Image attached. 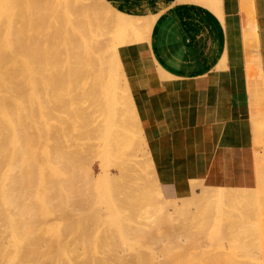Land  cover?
I'll list each match as a JSON object with an SVG mask.
<instances>
[{
  "label": "rangeland",
  "instance_id": "rangeland-1",
  "mask_svg": "<svg viewBox=\"0 0 264 264\" xmlns=\"http://www.w3.org/2000/svg\"><path fill=\"white\" fill-rule=\"evenodd\" d=\"M92 1H94L95 4H98L97 2H95V0H92ZM84 3L86 4V6L89 7V3L87 1H84ZM90 11L92 13V17L95 18V19H93L95 22V26H96V22H98L99 27L101 24H104V25L108 24L109 27L111 29H113L115 18L111 12H109L105 8L99 7L98 5H96V7L91 6ZM62 22H63V19H54L52 26H51L52 30L59 27ZM131 22H132V25L134 26V28L136 29L137 24L134 23L133 21H131ZM116 25H119L117 20H116ZM120 28H121V26H120ZM111 38H112V35L103 36L104 46L102 49V53L104 55V61L107 64L106 65L107 71L110 74V76L112 77L111 82H113L112 83L113 84L112 95H113V99L115 102L114 107L116 108V110L118 112L115 110L114 107H112V108L110 107L109 111H111V112L110 113L108 112L110 115H108V116L103 115L102 116L103 118L101 117L103 119L102 122L100 121L101 118H99L100 115L94 114L92 117L95 116L93 119H94L95 123H97L99 125V127H101V128H99L96 124V127L93 126V128L95 127L96 129L94 128V131L92 133V131H90L91 128H89V127H90V125L92 126V123H94V121H91L89 123V127H88L89 129H87L88 133L90 132L88 134V136L86 134V132H87L86 128L87 127L85 128V124H82V123H84V121L81 122L82 126L78 125L79 127L81 126L80 128L77 127L76 124L80 123L79 122L80 120H79L76 124H73V125L71 124L70 127H72V129H71L72 132H71V130L69 132V128H67L68 132H66V137H67L66 138V137H63V136H65V134L62 136L63 133L61 134L62 137H60V134L55 135L56 134L55 133L56 128L54 129L53 128L54 126L51 127L52 126L51 123H53V122L55 123V121H53V120H56L55 118H58V117H56L57 115L54 117V115L52 113L54 111L57 112V108H59V106L56 107L55 104L53 103L52 109H54V106L56 109L51 111L50 102L52 103L53 101H50L49 103H47L49 105L45 104V110L42 109L45 112L42 111L41 116H38L36 118L38 124L36 123V126L32 127L31 130H29V132H28L29 134H32L33 132L37 133V135L35 134L37 137L32 141L34 142L35 140H38L40 154H41V150L43 152L42 155L44 153H46V154H44L42 156L39 154V152H37L38 151V149H37L38 148V145H37L38 142H36V144L34 143L33 147H32V145L30 147H31V149L35 147L34 149L37 151L35 152V150H33L34 154L38 153L40 155V157L37 156V158H36V156H34L33 157L34 159L32 157H30V155L33 154L32 153L33 151L30 152L32 154H30L28 150L25 151L27 148L30 149V147L26 148L25 145H27L29 143L28 141L30 140L31 136L27 135V137H26L23 135L25 156L30 157L29 160L32 159L31 160L32 162L35 159H41V158H44V159H41V161L44 160L43 161L44 163H45V161L47 162L44 164L45 168L42 169L43 162H41L39 160L41 162V166H40V164H38V165L41 167V169L39 168V166L35 165L38 167V169H36V170H38L41 173H43L42 171H45V170L46 171H50V170L53 171L54 169H51V168H55V167L52 164V162L53 163L55 162V166H56V163L60 164V166L59 165H58V167L56 166L57 170H55V171H57V173L51 172V173H53L51 175V177H49L50 176L49 174H51V173L49 172V174H48L49 176H47L46 171L44 172V173H46L45 174L46 178H45V175L44 176L41 175V177H40L41 180H42V177L44 178L43 182L45 181V179H47L48 184L51 186L50 187L47 184L49 186V189H50V194H49L50 196L49 197H52L51 202H49L47 205L50 204L51 208L53 206V208H52L53 211L50 208H48V210H47L46 208L48 206L43 203V205H46V208H45L46 211H49V209H50V211H52V214L49 216L46 215L45 217L44 216H37L35 221H33V223H34L33 227L35 226V227H37V229H41V231L43 230V233L41 232L39 236H35L37 238L33 239V242L35 243V240H36L37 245L44 246L47 243L51 242V240H56L61 235L60 236L61 237V243L63 246H65L66 251H64L65 253L63 252L64 255H62V256H60L57 253L58 256H60V257H58V256L57 257L61 258V259L63 257L64 258L67 257L69 259V256H70L74 260L72 263H74L75 260H77L76 261L77 264L83 263L82 261H86L85 258H87V257H85L84 254L87 253L86 255L88 256V252L93 251L94 247H95L94 251H96V253L92 252V254H91V252H89V256H88L91 260L92 259L93 260H99V258H105L106 260L116 262V260L118 259V260H122V261L126 260L128 263H125V264H134L133 262H131V260L133 261V259H134L133 258L134 255L133 256L131 255V254H135L134 248L140 252V255L137 254V255H135V257L137 256L139 259H141L143 261V264H176V263H178V264H249L248 261H250V260H251V262H255L254 260L256 259V253L254 251H256L255 250L256 247H254V245H255L254 243L257 240L256 239L257 234L259 233L258 229L264 228V152H261L260 154L257 151L255 152L253 166H252L251 171H250L252 180H250L244 188H241V189L240 188H238V189L215 188V187L204 186V185H202V183L195 181V182L191 183L190 193L186 197L179 198V199H168V200H164L165 202H163L161 200V198L159 197V195L157 194V192H159L157 190L160 188L156 187V185L154 183V179L152 178V177L155 178L156 174H155L153 163H152V158H153L152 152L151 151L149 152L148 140H146L147 139V134H146L147 120L142 119L140 117V113L138 111L136 101H135L136 99L134 98V95L131 91L132 90V88L130 87L131 77L128 73H123L124 77L126 79V85H127L128 89L126 91L124 87L122 88L123 83H122L121 79L117 76V72H116L117 69H116L115 62H114L113 50L110 48V42L115 43L114 39L111 40ZM139 60H140V63H142V65H143L142 69H144V71L142 70V72L139 73V76L141 78H143L145 80H147V79L148 80H167L168 79V77H166L160 70H158L157 67L154 66V64L151 63V61L149 60V57L147 56V53L145 50L141 52V55H139ZM246 63L247 64L254 63L252 57L249 58L248 61H246ZM247 64H245V65H247ZM219 68H221V67H219ZM147 72H149V73H147ZM253 80H254L253 78L248 79L250 85L256 82ZM20 85H22V84H20ZM23 86H24V84H23ZM116 90H117L118 94H117ZM27 91H30V90H27ZM259 92H260V90L256 89L255 91L253 90L252 94H251V97L253 100L252 105H253L254 110H256V115L258 113L257 109L262 108V104H259V100L256 99L258 97ZM28 93H30V92H28ZM114 93H116V96L114 95ZM53 94L51 93L50 95L52 97L53 96L56 97V95H55L56 92ZM27 95L29 96V94H27ZM27 95H26V97H27ZM259 96H260V94H259ZM26 97L24 98L25 101H24V99L22 100V101H24V103L25 102L27 103L28 99L26 100ZM52 97L51 98L49 97V99L51 100ZM54 97H53V99L55 100ZM116 98H117V101L119 100L120 103L116 102V100H115ZM43 102H45V101H43ZM43 102L41 101V103H43ZM126 103H127V105H126ZM46 105L49 106L50 108H48ZM26 106H24L25 110H26ZM121 106H123L125 108L127 107L128 109L131 106V108L129 109L131 111V113H130V111H128L129 114H128V112L125 113V111H127V108L124 111L123 107H121ZM47 109H49V111L46 112ZM61 110L62 109H60V108L58 109V112H57L58 115H59V112L61 113L60 115H62L63 111L61 112ZM112 111H115V114L118 113V115L120 113L122 115L125 114L124 116H122L121 114H120L121 116L119 115L120 119L125 118L124 120L122 119L125 122V127H124L125 128L124 129L125 134H122L123 132L122 133L121 132H115L114 133L113 131H111V129L109 131V129H107V128L102 129V128H105L110 123L108 120H110V117L114 113ZM43 113L44 114L48 113L49 117L47 119L50 118L51 122H49V120L46 119L47 116L42 115ZM51 115L54 118V119L52 118L53 120H51ZM126 115H128V116H126ZM106 117H107V119H106ZM104 118L107 121V122L105 121L107 124L104 122ZM128 118L131 120L129 121ZM40 119H42V121L44 119H45L44 121H48V124L46 122V125H48L49 127L46 126L44 124V122H42L43 126L44 125L46 126V127L45 126L43 127ZM126 119L128 121H126ZM261 119H263V118H261ZM142 122L143 123L145 122L143 124L144 128H143V125L141 124ZM100 124H101V126H100ZM104 124H105V127H104ZM126 124H127V126H126ZM93 125H95V124H93ZM102 125H103V127H102ZM261 125L262 124H260V126H259V124L258 125L255 124V127L257 130L256 131L257 133L255 135V140H254L255 148H259V146L262 147L264 134L261 133L259 130L261 128ZM38 126H39V129L40 128L41 129L42 128H45V129L51 128L49 130L53 131V129H54L55 132H53V134H51L48 129H47V131L45 129H44V131L40 129L42 131V133L47 132L45 135L46 137L51 134L50 137L45 138V137H43L44 134L39 132L40 130L37 132ZM74 126H76V127L73 128ZM77 128L81 132L84 130L83 134H82L83 137H82L81 133H79L80 131L77 130ZM82 128H84V129H82ZM97 129H99L100 132L103 134H105V132H108V133H106L108 135L110 134V132H113L112 136L114 134L120 133V135H122L121 137L123 139L120 138L119 137L120 135H119L118 136V138H120L119 141L120 140L122 142H123V140L125 141V143L119 142L120 143L119 144L118 142L115 141L117 139L116 135L113 136V139H115L113 142H112L113 139L111 140L109 138L110 135H109V137L107 136V139H106V135H104V138L102 136L101 139L103 141H99V142H101L100 146L103 143L102 144L103 147L100 148L98 146L100 148V151L102 149L101 153L99 151L98 156H99V154H100V156H103V154H104V156L102 157V159L105 158L104 162L100 159L101 158L100 156H99L100 158H98V156L95 157L97 154H96V152L94 153V147L99 143L97 139L100 140V138H98V137L101 136V134H99V136H98V133H96ZM73 131H74L75 135L73 134ZM75 131H78L77 133L79 134V136L76 135L77 133ZM125 131H127V132H125ZM137 131H138V133H136ZM39 133L41 135H39ZM93 134L97 135V139H96V137H94L95 135L92 137ZM136 134H138V135H136ZM89 135H91L92 138ZM51 136L54 137L53 138L54 140L55 139L57 140V138H58L59 142L56 140L51 141V139H52ZM55 136H56V138H55ZM68 136H70L71 139L68 138ZM74 137L75 138L77 137L74 141H77V139L79 138L78 139L79 141H81V139H82V142L87 143V144L86 145L82 144V143L80 144L79 141L76 142L77 144L73 143ZM80 137H82V138H80ZM137 137H140V138H137ZM25 138H26V141H24ZM31 138L33 139L34 136H32ZM48 138L50 140H48ZM85 138L87 139L86 140L87 142H85V140H84ZM89 138H90V140H89ZM39 139H42L43 141H45L44 139H47L48 142L46 140V145H44L45 143L43 141L41 142V140L39 141ZM64 139H65V141H67L66 144L68 146L69 145L71 147H73L75 145L76 146L74 148H72V150H70L71 147L68 150V147L65 146L67 148V149H65V147H64L65 141H62ZM69 139L72 140L73 141L72 143L75 145L70 143ZM91 139L96 144L95 146H93L91 144V143H93V141ZM133 139H135V140H133ZM138 140L140 143H138ZM32 141L30 144H32ZM107 141L108 142L111 141V143L109 142V145L110 146L112 145L111 147L107 144L108 143ZM117 141H118V139H117ZM134 141H137V142H134ZM54 142L56 143L54 145H55V149H57V152H54V149H53L54 145L52 143H54ZM62 142H63L62 146L64 147V149L68 153L65 152L64 150H60L62 147L58 146L57 143H59V145H61ZM104 142L107 145H105ZM115 143H118V144H115ZM47 144H49V145H47ZM131 144H132V147H130ZM133 144L136 145V148H133V146L135 147V145H133ZM36 146H37V148H36ZM41 146L43 148L46 147V149H43ZM49 146H51L50 151H49V149H47ZM104 146H105V148H104ZM115 146H117L116 148L121 147L122 149L125 148L126 146H128V147L123 149L126 151L125 152L119 148H118L119 150H114V149H116ZM96 147H95V149H97V152H98L99 148H96ZM109 147L110 148L114 147L112 150L113 151L112 153L110 152L111 149H109ZM75 148H77V151ZM86 148L87 149L90 148L91 150L89 149V151H88V150H86ZM107 148H108V150H107ZM128 148H130L131 150ZM31 149H30V151H31ZM73 149H75V150H73ZM79 149L80 150L82 149V150L79 151ZM133 149H135V150H133ZM84 150L86 152L85 153L83 152V153L85 155L87 154L88 157L85 156L83 153H81L83 155V158H82V156L79 154H80V152H82ZM92 150H93V153H92ZM120 150H121V152H119ZM62 151H64L65 153H63ZM107 151H109V153ZM116 151H118V153ZM131 151H135L136 153L131 152ZM27 152L29 153V156H28ZM105 152H107V153H105ZM122 152L125 153L126 155L123 154ZM127 152H128V154H127ZM138 152H140V153H138ZM70 153H73L75 155V157H74L75 159L73 158L74 155H70ZM38 154H36V155H38ZM90 154H91V157L94 156L93 154H96L94 156L95 159L97 158L101 161H99V160L96 161L95 159L89 158ZM105 154H106V156L108 155V158L105 157ZM109 154H110V156L113 154L112 157L114 159L112 157H110ZM116 154H119V155L116 156ZM139 154H141V155H139ZM47 155H49V159H52V160L54 159V160L53 161L49 160L51 162H48L45 158V157H48ZM66 155H67V157L70 155V157L73 158V160H71V163L67 162L68 158H66ZM134 155H135V157H134ZM77 156H79V160H78V158H76ZM115 156H116V158L119 156L118 160L115 159ZM70 157H69V161H70V159H72ZM121 157L123 158V160ZM128 157H131L130 162L128 161L129 160ZM119 158L121 160H119ZM85 159H86V161L84 162ZM90 159H92V160H90ZM108 159L111 162L107 161ZM126 159H128L127 162L130 163L129 164L130 169H132L130 172L128 171L129 165L126 162ZM61 160H64L67 164H65L64 161L61 162ZM80 160H82V161H80ZM89 160L91 162H93L95 160V162H93V164H91V163H89L90 162ZM35 161H37V160H35ZM87 161H88V163H87ZM112 161L113 162H119V163L115 164ZM32 162H30V163L32 164ZM76 162H77V164H76ZM98 162H101L100 165ZM121 162L126 164V166L128 165L127 168L124 167L125 165L123 166V163H121ZM49 163H51L52 166H50ZM81 163H82V165H81ZM106 163H107V165H106ZM35 164H37V162H35ZM48 164H49V166H46ZM75 164H76V166L80 165L82 167V169H84V168L85 169L81 170L80 166L78 168L76 167V169L81 170L80 172L78 171V173H77V170L75 172V169H71L74 167ZM83 164H85V165L83 166ZM87 164L91 165V166H88ZM113 164L114 165L119 164V165H117L118 166L117 168L120 171ZM102 165H104V168ZM121 165L123 167H121ZM131 166H133V167H131ZM145 166H147V167H145ZM61 167L63 169H61ZM30 168H32V167H30ZM49 168H50V170H49ZM114 168L117 169V173H116V170ZM69 169H71V170H69ZM97 169L99 170V172L101 171L99 173L100 175L98 174ZM133 169H135V170L133 171ZM40 170H42V171H40ZM63 171L66 172L65 175H63V173H64ZM70 171L71 172L74 171V172L71 173ZM148 171H150V172H148ZM83 172H85V174ZM86 172L87 173L89 172L88 175H86ZM91 172H93V174ZM118 172H120V174H119L120 176H118ZM124 172H127V173L125 174ZM128 172L131 174H133L135 172H137V173L133 174L134 175L133 176L131 174L128 175ZM41 173H39V174H41ZM54 173H56V174H54ZM142 173L144 175L147 174L145 176V178H144V175H142ZM148 173H151V174L149 175ZM76 174H77V176H75ZM89 174H91V175H89ZM70 175L72 177H70ZM102 175H107L105 177H107L108 179L104 178V176L100 177ZM115 175H117V176H115ZM52 176L55 179L51 180ZM74 176L78 177V178L80 176H85V177L79 178L80 180L78 182V185H79L80 189L77 186V182H76V180L78 181V178L75 180ZM69 177L72 178V179H70V182L68 179ZM90 177H93L94 179H92ZM116 177H119V178H116ZM129 177H130V179H129ZM149 178L151 179V181ZM88 179H90L89 183L87 182ZM133 179L137 180V181H139V179H140L139 182L141 184H137L139 182L133 181ZM59 180H62L61 181L62 185L60 184ZM74 180H75V184H73ZM84 180H86V181H84ZM91 180H93L92 182H94V181L97 182V180H98V183H95V182L93 183L96 187L93 186ZM124 180H126V181H124ZM50 181H52V182H50ZM143 181H144V183H143ZM63 182H65V184ZM83 182H85L87 185H84L85 183H83ZM120 182H122L123 185ZM132 182L136 183V184L134 185ZM45 183L46 182H44V184ZM52 183H54L55 186H52ZM66 183H68V184H66ZM126 183L128 185H129V183L132 185H130V186L127 185L128 187H126ZM63 184L65 186H68L65 189L66 191L64 190L65 186ZM72 184H73V187H72ZM75 185H76V188L74 187ZM137 185L139 187H137ZM85 186H87L89 190L86 189ZM123 186H125V187H123ZM133 186L135 188H133V190H132L131 187H133ZM60 187L61 188L64 187V188L61 190ZM42 188H43V186H42ZM68 188H70V190L72 192H74V194H72V193L70 194V190L69 191L67 190ZM127 188H129V189H127ZM138 188H139L140 192L142 190V192H143V194L141 193L142 196L140 195ZM59 189L61 192L63 190L64 191L62 193L58 192ZM110 189H112V190H110ZM116 189H118V190L115 192ZM124 189H126V190H124ZM146 189H147L148 194H146V192H145ZM149 189H152V190H150V192H148ZM75 190H77V191L75 192ZM78 190H80V192H78ZM129 190H130V192H129ZM54 191H56V196H54L55 195ZM66 192H69L68 196L66 195V197L69 199V202L66 198H64L65 194H67ZM107 192H109V193H107ZM121 192H122V194H121ZM133 192H134V194L138 195V197L135 195H132ZM137 192H139V194ZM53 193H54V195H53ZM94 193H97V194H95L96 196L101 195L102 197H98V196L96 197L94 195ZM119 193H120V195H119ZM61 194L62 195L64 194V197H62ZM69 194L72 197H70ZM106 194H108V195H106ZM93 195L96 198H94ZM127 195H130V197L132 199L130 198V200H127L128 199ZM145 195L146 196L148 195L149 197L147 196L148 200L147 201L144 200V202H143L141 199H144L143 197ZM110 196H112L111 199L113 201L117 200V203L111 202ZM118 196L120 198H118ZM132 196H134V197H132ZM146 196H145V199H147ZM53 197H54V199L56 197L58 198V200H56L57 198L55 199L57 202L54 201ZM107 197H108V199H107ZM136 197H137V199H136ZM98 198H99V200H98L99 202L96 204V208L99 210H95L96 208L94 205L96 203V199H98ZM103 198H104V200H103ZM64 199L67 200V203H65L66 201ZM135 199H136V204H134L135 202H133L132 204L128 203L130 201L131 202L135 201ZM100 200L103 203L104 202L105 203L100 204V202H101ZM170 200H172V201H170ZM118 202H119V206H118ZM171 202H172V206H170ZM113 203L114 204L116 203V205H117L116 208L119 207V210H117L115 208V205ZM120 203H121V205H120ZM111 204H113V205H111ZM141 204H142V206H141ZM38 205H39V208L37 209L38 211L46 212L45 209H43V210L40 209L43 206L42 204H38ZM130 205H131V207H130ZM143 205H145V206L148 205V207L147 206L144 207ZM173 205H174V207H176V209H171V207H173ZM111 206H113V207H111ZM123 207H127V209L123 208ZM142 207H143V209L146 208V210H149V212L146 210H141ZM120 208H122V209H120ZM124 209H126V210H124ZM131 209L135 210V211L136 210L140 211V212L137 211L139 214L141 213L140 218H139L137 212L135 215L134 214L135 211L132 212ZM142 211L145 212V214ZM147 212H148V214H147ZM134 215H135V217H133ZM128 216H130V218L135 219L136 221L132 220V222H130V220H129L130 218ZM136 216L138 217V219ZM82 219H84V220L81 222ZM95 221H97V222L99 221L100 224L96 223ZM106 221H108V222H106ZM134 221H135V223H133ZM83 222H86V223L82 224ZM76 227H77V229H76ZM121 227H123L124 229ZM129 227H130V229H129L130 231L126 229ZM160 227H162L161 230L159 229ZM78 228H81V230ZM132 228L134 230H132ZM75 229L77 230V233H76ZM72 230L75 231V233L74 232L72 233ZM82 230L84 232L86 231L85 232L86 234H82V233H84ZM122 230H124L123 234L121 233V232H123ZM57 231H59L61 233V234L59 233V236L58 235L56 236V233L58 234ZM115 231H117V233H115ZM91 233H92V235H91ZM125 233H128V234H126V235H128L127 237L124 236ZM115 235H117L118 238ZM53 237H54V239H53ZM9 239H11V238L9 237ZM9 239H8V241H10ZM82 241H84V242H82ZM134 242H136V243H134ZM133 243H134V245H133ZM129 245H131V247ZM66 246H68L67 248L70 250L69 252H67ZM90 247H92V248H90ZM85 251H88V252H85ZM253 252L255 253L254 255H252ZM66 253H68V255L70 253V255L67 256ZM93 254H94L95 259L93 258ZM90 255H92V256L90 257ZM53 256L56 257V255H53ZM108 256H109V258H108ZM89 258H88V261H90ZM72 259H71V261H72ZM129 259H131V260L129 261ZM88 261H86V262H88ZM176 261H178V262H176Z\"/></svg>",
  "mask_w": 264,
  "mask_h": 264
},
{
  "label": "crops",
  "instance_id": "crops-1",
  "mask_svg": "<svg viewBox=\"0 0 264 264\" xmlns=\"http://www.w3.org/2000/svg\"><path fill=\"white\" fill-rule=\"evenodd\" d=\"M86 1L90 14L84 19H93L90 8L98 5L115 19L137 24L130 32L108 24L97 28L92 20L85 25L101 51L103 36L114 39L110 48L130 75L140 117L147 120L148 148L163 196L186 197L195 181L244 188L252 180L255 152H264V137L262 147L254 145L255 124H262L264 134V120L253 108L245 67L251 57L259 65L264 117V0H247L256 40L246 45L244 0ZM144 50L167 80L139 76Z\"/></svg>",
  "mask_w": 264,
  "mask_h": 264
},
{
  "label": "bare ground",
  "instance_id": "bare-ground-1",
  "mask_svg": "<svg viewBox=\"0 0 264 264\" xmlns=\"http://www.w3.org/2000/svg\"><path fill=\"white\" fill-rule=\"evenodd\" d=\"M84 1H86V0H0V264H75V263L77 264V262H76L77 260H75V262L72 263L74 260L69 256L70 253H69V255H68V253H66V255L69 256V259L67 257L66 258L63 257L62 259L58 258V257L64 255L63 252L66 251L65 246H63L61 243V237H60L61 235L59 236V233H60L59 231H57L58 234L56 233V236L58 235L59 236L58 238L60 240L56 237L57 238V239L55 238L56 240H51V242L47 243L44 246L37 245L36 240H35L36 244L33 242V239L37 238L35 236H39L41 232L43 233V230L41 231V229H37V227H35V226L33 227V225H34L33 221H35L37 216H44V217L46 215L49 216L52 214V211H53L52 210L53 206L51 208L50 204L47 205L52 200V197H49L50 196L49 195L50 194V189H49L50 185L48 184L47 179H45L44 182H46V183L44 184V182H43L44 178L42 177V180H41L40 177H41V175L44 176L46 173H47L46 174L47 176L50 175L49 177H51V175L53 174L51 172L57 173V171H55V170H57V167H58V165L60 166V164L56 163V166H57L56 167L55 162L54 163L52 162V164L54 165V167L56 169L51 168V169H54L53 171H51L49 168L50 171L45 170L46 173H44L45 171L40 170L44 174L39 172L38 170H36V169H38V167H37V166H39L38 164H40V166H41V162L44 161V160L41 161V159H44V158L35 159L37 161L34 160L33 162L31 161L32 159L31 160H29V159H30V157L33 158L34 156H36V158H37V156L40 157V155H42L43 152H42V150H41V154L39 152L38 140H35L34 142L32 141L37 137L36 136L37 133L31 132L32 134H29L28 132H29V130H31L32 127L36 126V123L38 124L36 118L38 116H41L42 111L45 110V104L49 103L50 101H53L52 103L50 102L51 111L56 109L55 106L56 107L59 106V108L62 109L61 112L63 111L62 115H60L61 114L60 112L58 115L57 112H58L59 108H57V112L54 111L52 113L54 115V117L57 115L56 117H58V118H55L56 120H53L54 118L51 115V120L55 121V123L54 122L51 123L52 124L51 127L54 126L53 128L54 129L56 128L55 129L56 132L54 131V129H53V131L49 130L51 128H49V129L48 128H46V129L40 128V129L43 131H44V129L46 131L48 129L51 134H53V132H55L56 133L55 135L60 134V137H62L64 134H65V136H63V137H66V132H68L67 128H69V132H70V130L72 129V127H70L71 124L72 125L76 124L79 120H80L79 121L80 123L76 124L78 128H80L82 126L81 122L84 121V123H82V124H85V128L87 127L86 131H87V129L91 128L90 131H92V133H93L94 128L96 127L97 123H95V121L93 119L95 116L94 117H92V116L94 114H99L100 115L99 118H101L103 115L108 116V115H110L109 113L111 112V111H109L110 107L112 108L115 105L113 95H112V87H113V84H112L113 82H111L112 77L110 76V74L107 71V66H106L107 64L104 61V55H103L101 49L99 48L97 41L94 39L93 35L89 34L87 29H86L87 26L85 24H86L87 20L89 22H90V20H92L93 22H90V24L92 26H95V22L93 20L95 18L84 19V18L88 17L87 15L90 14L89 8H88V6H86ZM242 11L246 16V19H242V25H241L242 31H243V34H242L243 41H244L245 45H246L245 41L247 42V40H248V42H252V44H253V42L256 40V35H255L254 22L252 19L251 8H250V5L248 4L247 0H244V2L242 3ZM54 19H63V22L60 24L59 27L52 30L51 26H52ZM116 20H117L119 25H116ZM98 25H99V23L96 22L97 28L99 27ZM120 26H121V28H120ZM113 30H115V31L119 30L121 32L122 31H124V32L129 31L130 32V31L135 30V28L132 25V22L130 20L115 19ZM249 48H250V46H249ZM113 54H114L115 66L117 69L116 70L117 76L121 79V81L123 83L122 88L124 87L125 90L127 91L128 88L126 85V79L124 77L120 63L118 61L116 51H113ZM245 67H246L247 79L253 78L254 79L253 81H256L255 83L251 84V90L252 91L253 90L255 91L256 89L260 90V68H259V65L257 64V66L255 67L254 63H252V64L245 65ZM124 70H125V68H124ZM147 73H149V72H147ZM20 84H22V85H20ZM23 84H24V86H23ZM24 87L30 91H27ZM28 92H30V93H28ZM55 92H56V94H55L56 97L53 96L55 98V100H54L50 94L51 93L53 94ZM116 92H117V90H116ZM260 92H261V90H260ZM260 92L258 93V97L256 99L259 100V104H263L262 93L260 94ZM26 93L29 94V96ZM117 94H118V92H117ZM259 94H260V96H259ZM26 95H27V97H26ZM114 95L116 96V93H114ZM24 96L26 97V100L28 99L27 103L26 102L24 103V101H25ZM49 97L50 98L52 97L53 100L52 99L50 100ZM117 98L115 100L118 103L119 100L117 101ZM23 99H24V101H22ZM40 100L42 102L43 101H45V102L41 103ZM53 103L55 104L54 109H52ZM47 105H49V104H47ZM126 105H127V103H126ZM24 106H26V110L24 109ZM47 107L50 108L49 106H47ZM121 107H123V106H121ZM126 108L123 107L124 111ZM130 108H131V106H130ZM42 109H44V110H42ZM129 109L127 108V111H125V113L130 111ZM115 110H116V108H115ZM257 110H258L257 116L259 115L262 118L263 117L262 109H257ZM47 111H49V109H47L46 112ZM112 112H114V113L110 117V120H108L110 123L106 127L104 124L105 128H102V129L107 128V129H109V131L111 129V131H113L114 133L115 132H121V133L123 132L122 134H125L124 133L125 122L123 121L125 118L123 119L121 117L123 119L122 120V119H120V116L122 115L121 113H120L121 115L119 114L120 115L119 116L118 113L115 114V111H112ZM48 113H45V114L43 113L42 115L47 116L46 117V119H47L49 117ZM130 113H131V111H130ZM128 114H129V112H128ZM124 115H122V116H124ZM126 116H128V115H126ZM101 119H100V121L102 122L103 119L102 120ZM106 119H107V117H106ZM263 119H264V117H263ZM44 120L42 121V119H40L42 126H43L42 122H44L45 125H46V122L48 124V121H44ZM47 120H49V122H51L50 118ZM130 120L131 119H129V121ZM91 121H94V123H92V126L90 125V127H89V123ZM105 121L106 120L104 118V122ZM126 121H128V120L126 119ZM144 123L142 122L141 124L143 125ZM93 124H95V125H93ZM78 125H81V126L79 127ZM46 126H48V125H46ZM93 126H95V127L93 128ZM97 126L99 127L98 124H97ZM100 126H101V124H100ZM126 126H127V124H126ZM75 127L76 126H74L73 128H75ZM102 127H103V125H102ZM78 128H77V130H79ZM99 128H101V127H99ZM143 128H144V125H143ZM40 129L38 126L37 132ZM82 129H84V128H82ZM41 130L39 132L42 133ZM98 130L99 129H97L96 133H98V136H99V134H101V136L98 137V138H100V140L97 139V135H95L96 133L92 135V137L95 135L94 137H96L98 142L103 141L101 138H102V136L104 138V135H106V139H107V136L109 137V135H110L109 138L111 140L113 139V136L116 135L117 136L116 138L118 139V141H117V139L116 140L113 139L112 142L114 140L118 143L122 142L121 140L119 141V139L122 138L121 137L122 135H120V133L114 134L112 136L113 132H110V134L108 135V134H106L108 132H105V134H103L100 132V130L99 131ZM83 131L82 132L80 131L79 133H81V135H82ZM71 132H72V130H71ZM75 132L77 133L78 131H75ZM125 132H127V131H125ZM46 133H42V134H44L43 137H45V138L50 137L51 134L46 137L45 136ZM89 133H88V131L86 132L87 136ZM136 133H138V131ZM61 134H62V136H61ZM73 134L75 135L74 131H73ZM23 135L26 137H27V135L31 136V137L34 136L33 139L30 137V140L28 141L29 145L28 144L25 145L26 148L30 147L31 145L33 147L34 143L36 144V142H38L37 143L38 148L36 146L38 151L34 149L35 147L32 149L30 147L31 151H30V149L25 148L26 149L25 151L28 150L30 153L33 150H35V152L36 151L39 152L40 155L38 153H36L38 155L34 154V151H33L32 152L33 154L30 153L33 156L32 155H30V157L25 156ZM39 135H41V134L39 133ZM76 135L79 136L78 133ZM136 135H138V134H136ZM89 136L91 137V135H89ZM118 136L120 138H118ZM82 137H83V135H82ZM82 137H80V138H82ZM53 138L54 137H52L51 141L56 140V139L54 140ZM55 138H56V136H55ZM68 138L71 139L70 136H68ZM76 138L75 137H74V139L72 138L73 141ZM86 138L84 139L85 142H87ZM137 138H140V137H137ZM70 139H69V142L72 143L73 141ZM78 139H77V141H79ZM40 140H41V142L43 141L42 139H39V141ZM44 140H45V141H43L45 143L44 145H46L47 139H44ZM48 140H50V139L48 138ZM48 140H47V142H48ZM89 140H90V138H89ZM133 140H135V139H133ZM24 141H26V138ZM31 141H32V144H30ZM56 141H58V138ZM62 141H65V139ZM77 141H74L73 143H76ZM79 142H80V144L81 143L85 144V145L87 144V143H83L82 139ZM109 142L111 143V141H109ZM109 142L107 143L108 145H109ZM123 142L125 143L124 140H123ZM134 142H137V141H134ZM66 143H67V141H65V144ZM93 143H94V141H93ZM93 143H91V144L93 146H95L96 144L95 143L93 144ZM100 143L101 142H99L96 145L97 147L96 146L95 147L96 148L103 147L102 146L103 143L101 144V146H100ZM118 143H115V144H118ZM138 143H140L139 140H138ZM52 144L54 145L56 143L54 142ZM57 144H58V146H61L63 148V149L61 148L60 150H64L65 152H67L65 150V149H67L65 146L68 147V150L71 147L70 145L68 146L67 144L66 145L64 144V147H65V149H64V147L62 146L63 142L61 145H59V143H57ZM107 144L105 143V145H107ZM47 145H49V144H47ZM73 145H75V144H73ZM133 145H135V144H133ZM75 146L71 147L70 150H72V148H74ZM148 146H149V144H148ZM50 147L51 146H49L47 148V149H49V151L51 150ZM95 147H94V153L96 152L97 155L96 154H93V155L94 156L96 155L95 157H97L98 153L100 151V148L98 149V152H97V149H95ZM110 147H109V149H111V151L110 150L109 151L112 153L113 152L112 150L114 147L113 148H110ZM116 147L117 146H115V148ZM127 147L128 146H126L125 148H127ZM130 147H132V144ZM104 148H105V146H104ZM118 148L122 149L121 147H118ZM118 148H116L114 150H119ZM125 148H123V149H125ZM133 148H136V145H135V147L133 146ZM43 149H46V147ZM53 149H54V152H57V149H55V145H54ZM75 149L77 151V148H75ZM75 149H73V150H75ZM89 149L86 148V150H88V151H89ZM123 149H122V151H125ZM128 149H130V148H128ZM81 150L79 149V151H81ZM107 150H108V148H107ZM133 150H135V149H133ZM64 151H62V152L65 153ZM101 151H102V149H101ZM101 151H100V153H101ZM109 151H107V152L109 153ZM83 152L85 153L86 151L84 150V151L80 152V154H79L82 156V158H83V155L81 153H83ZM107 152H105V153H107ZM116 152L118 153V151H116ZM119 152H121V150ZM131 152H135V151H131ZM29 153H28V156H29ZM92 153H93V150H92ZM138 153H140V152H138ZM44 154H46V153H44ZM110 154H109V156H110ZM123 154H125V153H123ZM127 154H128V152H127ZM70 155H74V154L70 153ZM70 155L68 157L66 155V158H68V161H67L68 163H71V160H73V158L75 157V155H74L72 158V157H70ZM112 155L110 157H112ZM117 155H119V154H116V156ZM139 155H141V154H139ZM47 156L48 157H45L46 160L48 162H51L49 160H52V159H49V155H47ZM85 156L88 157L87 154ZM94 156L91 157V154H90L89 158L95 159ZM99 156H100V154H99ZM99 156H98V158L101 157L100 159L104 162L105 158L102 159L104 154H103V156H100V157ZM116 156H115V159L118 160L119 156L117 158H116ZM69 157L72 158V159H70V161H69ZM105 157L108 158V155L106 156V154H105ZM134 157H135V155H134ZM76 158H78V160H79V156H77ZM128 158H129V160L126 159V162H127V160L129 162L131 161L130 160L131 157H128ZM92 159H90V160H92ZM82 160H80V161H82ZM95 160L98 161L99 159L96 158ZM95 160L93 162H95ZM101 160H99V161H101ZM119 160H121V159L119 158ZM122 160H123V158H122ZM62 161H64V160H61V162ZM85 161H86V159L84 160V162ZM107 161H110V160L108 159ZM30 162H32V164ZM35 162H37V164H35ZM93 162L90 161L89 163L93 164ZM123 162H121V163H123ZM45 163H47V162L45 161ZM45 163L43 162L42 169L45 168V165H44ZM87 163H88V161H87ZM98 163L100 165L101 162H98ZM107 163H106V165H107ZM113 163L116 164L119 162H113ZM49 164H50V166H52L51 163H49ZM49 164L46 166H49ZM65 164H67V163L65 162ZM76 164H77V162H76ZM76 164L74 165L75 168L74 167L71 168V169H75V172L77 170V173H78V171L80 172L81 170L85 169L84 167H83L84 169H82V167L80 165L76 166ZM85 164H83V166ZM127 164L129 165L130 163L127 162ZM35 165H37V166H35ZM81 165H82V163H81ZM104 165H102L103 168H104ZM117 165H119V164H117ZM117 165H114V166L117 168L118 167ZM40 166H39V168L41 169ZM79 166H80L81 170L76 169V167L78 168ZM88 166H91V165H88ZM123 166L127 168L126 164H124V163H123ZM123 166L121 165V167H123ZM30 167H32V168H30ZM62 167H61V169H63ZM128 167H129L128 171L130 172L132 169H130V165ZM131 167H133V166H131ZM145 167H147V166H145ZM71 169H69V170H71ZM117 169H115L116 173H117ZM134 170L135 169H133V171ZM49 172L51 174H49ZM63 172H64L63 175H65L66 172L65 171H63ZM73 172H71V173H73ZM100 172L98 170V174ZM129 172H128V175L131 174ZM148 172H150V171H148ZM39 173H41V174H39ZM56 173H54V174H56ZM83 173L85 174V172H83ZM88 173L86 172V175H88ZM91 173L93 174V172H91ZM124 173L126 174L127 172H124ZM135 173H137V172H135ZM135 173H133V174H135ZM119 174H120V172H118V176H120ZM133 174H131V175H133ZM148 174L150 175L151 173H148ZM46 175H45V178H46ZM89 175H91V174H89ZM142 175H144V174L142 173ZM146 175H144V178ZM75 176H77V174ZM103 176H104V178L108 179L107 177H105L107 175H102L100 177H103ZM115 176H117V175H115ZM70 177H72V176L70 175ZM70 177L68 178L69 182H70V179H72ZM82 177H85V176H80L79 178H82ZM77 178L78 177H75V180ZM79 178H78V181L76 180L78 187H79L78 182L80 180ZM90 178L94 179L93 177H90ZM116 178H119V177H116ZM152 178L154 179V183H155L156 187L160 188L159 184H158L157 177H155V178L152 177ZM53 179H55V178L52 176L51 180H53ZM129 179H130V177H129ZM75 180H74L73 184H75ZM89 180L90 179H88V181H87L88 183H89ZM59 181L61 184L62 180H59ZM84 181H86V180H84ZM92 181L93 180H91V182ZM124 181H126V180H124ZM133 181L139 182L140 179H139V181L133 179ZM150 181H151V179H150ZM50 182H52V181H50ZM94 182L98 183V180H97V182L96 181H94ZM94 182H92V184ZM63 183L65 184V182H63ZM83 183H85V182H83ZM120 183L123 185L122 182H120ZM143 183H144V181H143ZM66 184H68V183H66ZM73 184H72V187H73ZM133 184L135 185L136 183H133ZM137 184H141V183L139 182ZM84 185H87V184L85 183ZM127 185L128 184L126 183V187H128L132 184L129 183V185L128 186ZM42 186H43V188H42ZM52 186H55V184L52 183ZM93 186L96 187L94 184H93ZM66 187H68V186H65V188L60 187V189L62 190L64 188V190H65ZM74 187L76 188V185ZM123 187H125V186H123ZM137 187H139V186L137 185ZM85 188L88 189L87 186H85ZM129 188H127V189H129ZM131 188L133 190V188H135V187L133 186ZM60 189L58 192H61ZM79 189H80V187H79ZM67 190L69 191L70 188H68ZM110 190H112V189H110ZM117 190L118 189H116L115 192ZM124 190H126V189H124ZM138 190H139V188H138ZM150 190H152V189H149L148 192H150ZM161 190L158 189L157 191H159V192H157V194L159 195L161 200L163 202H165L164 200H168V199H166L165 196H163ZM76 191L77 190H75V192ZM78 192H80V190H78ZM129 192H130V190H129ZM139 192H140V190H139ZM139 192H137V193L139 194ZM145 192H146V194H148L147 189ZM54 193H55V195H54ZM54 193H53V195L56 196V191H54ZM66 193L67 194H65V197H64V194L63 195L61 194V196L66 198L69 202V199L66 197V195L68 196L69 192H66ZM71 193L74 194V192H72L70 190V194ZM107 193H109V192H107ZM141 193L143 194L142 190L140 192V195L142 196ZM95 194H97V193H94V195ZM121 194H122V192H121ZM94 195H93L94 198H96L97 196L102 197L101 195L100 196L95 195L96 197ZM106 195H108V194H106ZM119 195H120V193H119ZM130 195H127L128 196L127 200H130V198H131ZM132 195H135L138 197V195L134 194V192ZM145 196L143 197L144 199H141L142 197L140 198L143 202H144V200L147 201L148 197H149L147 195L148 197L146 196L147 199H145ZM70 197H72V196L70 195ZM111 197L112 196H110V199H111ZM132 197H134V196H132ZM137 197H136V199H137ZM118 198H120V197L118 196ZM53 199H54V197H53ZM55 199H54V201L58 200V198L56 200ZM66 199H64L66 201L65 203H67ZM107 199H108V197H107ZM136 199H135V201H132V202L130 201L128 203L132 204L133 202H135L134 204H136ZM98 200H99V198L96 199V203L94 205L95 208H96V204L99 202ZM103 200H104V198H103ZM110 201L117 203V200L113 201L111 199ZM170 201H172V200H170ZM43 203L46 204L48 207L46 208V205H43ZM104 203L102 201L100 202V204H104ZM116 203L115 204L113 203L115 205V208L117 206ZM38 204L43 205L42 206L43 208L42 207L40 208L41 210H43L45 208L48 210V208H50L52 211H50V209H49V211H46V209H45L46 212L38 211L37 210L39 208ZM113 204H111V205H113ZM142 204H141V206H142ZM170 204H171L170 206H172V202ZM120 205H121V203H120ZM118 206H119V202H118ZM143 206L148 207V205H146V206L143 205ZM111 207H113V206H111ZM130 207H131V205H130ZM123 208L127 209V207H123ZM116 209L119 210V207ZM120 209H122V208H120ZM126 209H124V210H126ZM171 209H176V207H174V205H173V207H171ZM95 210H99V209L96 208ZM141 210H146V208L143 209V207H142ZM133 211H135V210H132V212ZM137 211L138 210L135 211V213H134L135 215H136ZM146 211L149 212V210H146ZM138 212H140V211H138ZM138 212H137V214L140 218L141 213L139 214ZM148 212H147V214H148ZM143 213L145 214V212H143ZM135 215L133 217H135ZM128 217L130 218V216H128ZM137 219H138V217H137ZM83 220L84 219H82L81 222ZM129 220H130V222H132V220H135V219L130 218ZM135 221L133 223H135ZM95 222L100 224L99 221L98 222L95 221ZM106 222H108V221H106ZM85 223L86 222H83L82 224H85ZM123 227H121V228H123ZM162 227H160L159 229L161 230ZM76 229H77V227H76ZM76 229H75V231L77 233ZM78 229L81 230V228H78ZM126 229L129 230L130 227L126 228ZM132 230H134V229L132 228ZM75 231L72 230V233L73 232L75 233ZM122 231L123 232H121V231L120 232L123 234L124 230H122ZM258 231H259V233L257 234V238H256L257 240L254 243L255 244L254 247L257 248V249L255 248L256 251H254L256 253V259L254 260L255 262H251V260L248 261L249 264H264V228H259ZM85 232L82 234H86ZM115 233H117V231H115ZM126 234H128V233H125V235H124L125 237L128 236ZM91 235H92V233H91ZM117 235H115V236L118 238ZM9 237L11 239H9ZM8 239L10 241H8ZM53 239H54V237H53ZM82 242H84V241H82ZM136 242H134V243H136ZM134 243H133V245H134ZM129 246L131 247V245H129ZM67 247L68 246H66V248ZM90 248H92V247H90ZM94 250H95V247H94ZM94 250L93 251L88 250V251L91 252V254H92V252L96 253V251H94ZM134 250H135L134 251L135 254H131L132 256L134 255V257H133L134 259H133V261L131 259H129V261L131 260V262H133L134 264H143V261L141 259H139L137 256L135 257V255H137V254L140 255V252L135 248H134ZM69 251L70 250L67 248V252H69ZM88 251H85V252H88ZM89 252H88V256H89ZM254 252L252 255L255 254ZM57 253L60 256H58ZM86 254H84V256L87 258H85V257L84 258L86 259V261H88L89 257ZM53 255H56V257ZM91 256L92 255H90V257ZM93 258H94V254H93ZM108 258H109V256H108ZM71 259H72V261H71ZM86 261H82L83 263H78V264H125V263H128L126 260L122 261V260L117 259L115 262V261L106 260L105 258H99V260H93V259L91 260L90 259V261H88V262H86ZM176 262H178V261H176ZM176 264H178V263H176Z\"/></svg>",
  "mask_w": 264,
  "mask_h": 264
}]
</instances>
